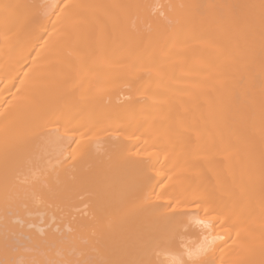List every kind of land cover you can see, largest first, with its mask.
<instances>
[{
    "label": "bare ground",
    "instance_id": "1",
    "mask_svg": "<svg viewBox=\"0 0 264 264\" xmlns=\"http://www.w3.org/2000/svg\"><path fill=\"white\" fill-rule=\"evenodd\" d=\"M0 264H264V0H0Z\"/></svg>",
    "mask_w": 264,
    "mask_h": 264
}]
</instances>
